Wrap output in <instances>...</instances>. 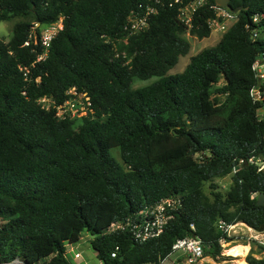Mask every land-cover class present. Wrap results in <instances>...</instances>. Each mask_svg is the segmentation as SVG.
<instances>
[{"label":"trees","instance_id":"trees-1","mask_svg":"<svg viewBox=\"0 0 264 264\" xmlns=\"http://www.w3.org/2000/svg\"><path fill=\"white\" fill-rule=\"evenodd\" d=\"M152 1L0 0V22L21 19L7 42L0 39V260L69 264L66 246L83 232L101 264H160L177 239L192 235L216 259L234 240L220 221L264 230V206L256 204L264 169H234L250 157L264 161V99L250 96L251 66L264 54V0H229L231 9L241 7L236 21L174 75L168 72L190 50L185 33L210 35L215 2L199 7L187 29L179 9L193 0L170 7L166 0L143 31L127 36L128 17ZM60 17L62 30L35 62L40 46L23 45L31 26ZM72 88L88 96L91 117L62 120L39 102L59 106ZM231 173L222 194L213 180ZM170 197L182 207L159 237L136 243L127 230L108 231ZM250 251L247 264H264ZM246 252L227 254L246 264Z\"/></svg>","mask_w":264,"mask_h":264},{"label":"built area","instance_id":"built-area-1","mask_svg":"<svg viewBox=\"0 0 264 264\" xmlns=\"http://www.w3.org/2000/svg\"><path fill=\"white\" fill-rule=\"evenodd\" d=\"M151 1V0H150ZM166 0H153L150 4L144 7V10L135 12L128 17L124 30L127 36H131L143 31L147 26V21L150 15L156 14L158 6L164 4ZM173 3H181V0H172L168 3V6H172ZM207 0H193L184 7L179 9V20L189 29L191 27L192 16L196 10L205 5ZM141 7V6H140ZM209 10L213 11V18L207 20V25L210 29V34L215 33L218 35L224 34L228 28L236 21L235 13L231 12L227 8L219 7L216 4L208 6ZM253 23L258 22V18L252 19ZM64 18L60 17L55 22L46 26H41L38 23H33L30 29V33L24 46H31L33 44L39 45L41 52L37 55L35 62H39L45 59L48 53V49L59 31L62 30ZM38 31V32H37ZM258 37L257 32H252V38L255 40ZM32 50L35 51V49ZM34 62V63H35ZM33 65V64H32ZM251 69L257 80V85L251 88L250 96L254 102L262 101L264 99V54H260L255 58L252 63ZM23 72L25 80L29 78V69L20 67ZM38 82V79L35 80ZM68 95L71 97L65 100L61 105L55 106L53 102L48 98H41L40 104L45 110L55 108V115L59 119L76 118V117H91L93 110L91 108V102L85 93L77 92L74 88L68 90ZM244 163L257 165V170L264 169V161L250 157L245 162L240 160L235 170L241 167ZM182 207L181 200L179 198H165L155 203L152 206L146 207L140 210L132 217L125 219L122 222H116L111 224L108 231L127 230L131 239L136 243H143L151 239L159 237L164 228L172 216V212ZM219 229L224 231L228 237H233L234 240L246 236L249 242H255L264 248V230L255 231L248 227L244 223L238 222L232 225H227L220 221L218 225ZM193 229V226H191ZM237 228V229H236ZM233 236H231V234ZM233 242V241H230ZM118 248L116 247L111 253V258H114ZM234 257V256H231ZM74 258H80L78 253L74 254ZM204 258V249L202 241L197 236H186L181 239H177L171 248V254L161 261L160 264L171 260L172 264H201ZM0 264H42L27 263L20 258H13L10 260H0Z\"/></svg>","mask_w":264,"mask_h":264},{"label":"rangeland","instance_id":"rangeland-1","mask_svg":"<svg viewBox=\"0 0 264 264\" xmlns=\"http://www.w3.org/2000/svg\"><path fill=\"white\" fill-rule=\"evenodd\" d=\"M20 20H21L20 18H13L8 21L0 22V39H2L4 42H7L9 37L11 36L13 25ZM217 36L218 35L213 34L208 38L197 39L196 37H193L188 32H186L184 38L188 41L190 45V50L186 56H182L179 58L177 64L168 72V74L174 75L181 73L184 67L189 62V58L192 55H195L202 49L211 47L218 42L219 39L217 38ZM152 80L153 79L147 81H134V83L132 84V88L145 86L149 84ZM222 83H223L222 80H220L215 88H219L222 85ZM113 155L117 160H119V156L116 151L113 152ZM232 174L233 173L225 177L217 178L213 180V184L218 186V190L222 194H225L229 190V187L231 185ZM203 189L206 194H209L208 183L204 184ZM230 234L231 236H233L232 233ZM246 238H247L246 236H243L239 239L236 238L235 240H233V242L222 243L221 254L216 259H212L209 256H204L201 264H237L236 258L231 257L230 255L227 254V251L231 249L247 251L245 256L243 257L244 261L248 256V254L251 252L250 251L251 249L256 254L254 256L255 258L264 257V249L260 248V245L256 244L255 242L254 244L252 243L253 245L252 246L248 241V239ZM90 239L91 236L86 232H83L78 242L66 246L65 256L69 264H101L100 261L97 259L94 250L90 246ZM75 253H78L80 255V258L75 259L74 258ZM164 264H172V263L171 260H169L164 262Z\"/></svg>","mask_w":264,"mask_h":264},{"label":"water","instance_id":"water-1","mask_svg":"<svg viewBox=\"0 0 264 264\" xmlns=\"http://www.w3.org/2000/svg\"><path fill=\"white\" fill-rule=\"evenodd\" d=\"M215 4L222 8H227L233 13H237L241 7H238L236 9H231L229 5V0H214ZM257 205L264 206V194H259L256 201Z\"/></svg>","mask_w":264,"mask_h":264},{"label":"crops","instance_id":"crops-1","mask_svg":"<svg viewBox=\"0 0 264 264\" xmlns=\"http://www.w3.org/2000/svg\"><path fill=\"white\" fill-rule=\"evenodd\" d=\"M213 34H215V33H211L208 37H210V36L213 35ZM215 35H218V34H215ZM208 37H207V38H208ZM220 37H221L220 35L217 36L218 39H220ZM203 39H204V38H203Z\"/></svg>","mask_w":264,"mask_h":264}]
</instances>
